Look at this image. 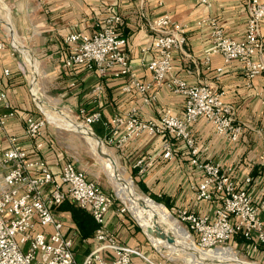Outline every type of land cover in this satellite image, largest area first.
<instances>
[{"label": "built area", "instance_id": "built-area-1", "mask_svg": "<svg viewBox=\"0 0 264 264\" xmlns=\"http://www.w3.org/2000/svg\"><path fill=\"white\" fill-rule=\"evenodd\" d=\"M207 7L212 0H201ZM246 34L243 39L227 35L217 17L210 16L198 24L207 22L211 26L212 43L205 49L204 63L208 65L211 56L219 54L223 66L216 69L222 73L226 66L241 64L247 85L251 86L258 75L264 77V37L261 25L264 23V1L247 0ZM122 16L109 13L97 23L95 30L72 31L64 37L71 52L63 61L65 68L82 66L97 70L100 77L91 88L92 101L100 105L104 95L102 77L114 69L115 77H127L122 89L131 92L136 89L142 97V105H151L158 100V90L166 87L184 97V110L174 114L170 108H161L157 118H142L139 106H131L123 113L110 118L111 129L120 131L117 146L127 141H137L141 136H163L159 152L149 157L141 171L157 158L172 160L176 156L173 139L184 143L190 165L201 177L188 182V190L196 206L207 202L209 211L199 213L194 208L180 206L177 219L186 224L193 235V242L204 250L236 246L241 253L250 255L255 262L264 264V197L255 196L252 187L255 178L249 172H237L234 164L225 166L215 159H202L201 150L190 126L198 118L214 124L218 134L228 140L237 141L244 128L236 121L234 109L224 99V91L208 82L189 83L182 77L171 75L173 51L186 42L189 24L181 22L170 14H161L150 25L158 35L155 41L142 51H155L153 58L142 57L140 65L151 73L150 81H142L130 56L123 49L126 38L120 33ZM6 48L0 37V54ZM9 68L0 73V137L8 141V147L0 154V264H77L75 239L67 235L62 220L57 216V207L66 199L87 209L99 228L92 237L84 238L91 249L81 264H138L140 257L145 264H168L153 258L139 248L120 242L114 232L106 227V216L114 204V196L72 161L61 166L56 176L50 165L41 158L30 157L20 142V137L10 134L7 120L15 114L4 85ZM260 102L264 109V95ZM100 115L99 110L91 113L84 105L79 116L90 125ZM47 117L29 115L25 119V137L40 139L49 123ZM42 141L37 142L39 148ZM264 168V151L258 158ZM120 205L119 213L127 211V205ZM45 227H51L45 230ZM243 247V248H241ZM157 252H161L155 246ZM162 257V255H160Z\"/></svg>", "mask_w": 264, "mask_h": 264}, {"label": "crops", "instance_id": "crops-1", "mask_svg": "<svg viewBox=\"0 0 264 264\" xmlns=\"http://www.w3.org/2000/svg\"><path fill=\"white\" fill-rule=\"evenodd\" d=\"M246 5L247 0H212L210 7L201 0H0V37L6 42V48L0 54V73L4 68L10 69V74L4 77V85L8 86V97L15 111L7 120L8 132L19 136L30 157L46 161L56 176H59L66 161H72L85 172L87 178L96 180L90 177L92 173L89 170L79 165L80 159L70 152V147L61 143L63 131L60 129L85 136L49 118V115L66 116L77 124L91 128L105 145L113 149L111 156L118 168H124L122 174L136 179L147 192L163 196L171 209L176 211L178 207L186 206L199 213L208 212L207 202L196 206L188 190V182L201 175L190 165L182 141L173 139L174 159L159 157L142 172L141 168L149 157L159 152L164 137L143 135L137 141L117 146L120 131L111 129L109 124L112 115L123 113L131 106H139L140 116L146 119L157 118L161 108H170L174 114L181 115L184 97L162 87L158 90L157 102L144 106L136 89L131 92L122 89L127 77H115L114 69H110L107 76L101 78L104 95L101 104L96 105L92 101L91 88L100 79L97 70L63 66L64 59L71 52L64 37L72 31L95 30L100 19L114 12L122 16L119 30L126 38L123 49L130 56L140 79L150 81L151 73L142 68L140 60L142 57L153 58L156 53L153 50L144 53L142 49L150 46L158 35L150 20L168 13L174 19L189 24L185 44L173 51L171 75L182 77L189 83L205 81L223 90L224 99L234 109L236 121L244 124L239 139L231 141L218 134L212 122L204 118L193 122L190 129L200 147L202 159L219 160L225 166L234 164L237 172L251 173L255 178L252 191L255 196L264 197V168L258 164V158L264 151V109L260 96L256 95V92L264 95V77L258 75L248 86L240 63L226 66L222 73H217L216 69L223 66L219 54L212 55L206 65L204 52L212 43L211 26L207 22L198 24L202 19L215 16L227 35L243 39L246 34ZM261 32L264 37V23ZM84 105L89 113L100 112L98 119L90 125H86L79 116V109ZM29 115L47 117L50 121L40 139L25 137V119ZM95 122H101V133L93 127ZM39 141L43 144L37 148ZM7 147V139L1 136L0 154ZM120 205L114 198L106 216L107 229L114 232L120 242L149 255L146 250L152 251L151 247L145 244L144 235H139L140 229L128 217L127 211H117ZM56 214L64 224V232L72 236L78 245L74 231L76 225L70 210L57 208ZM50 229L45 227V230ZM86 244L91 249V244ZM260 257L264 260V255ZM156 259H161V256ZM134 260L145 264L140 257Z\"/></svg>", "mask_w": 264, "mask_h": 264}, {"label": "bare ground", "instance_id": "bare-ground-1", "mask_svg": "<svg viewBox=\"0 0 264 264\" xmlns=\"http://www.w3.org/2000/svg\"><path fill=\"white\" fill-rule=\"evenodd\" d=\"M49 118L58 125L81 132L92 142L94 151L102 157L108 175L114 181L119 194L130 205L135 218L143 225L147 234L151 235L156 246L167 248L170 252L176 251V253L173 252L172 256L183 260L186 264H249L235 257H226L225 250L222 248H217L218 250L214 252L201 249L193 242L192 235L181 226L178 219L164 205L151 197L148 198L139 194L131 180L124 181L121 179L120 170L116 166L114 157L102 143L98 145V141L92 136V132L87 126H80L66 116L49 115ZM166 229L170 230L176 237V240H172L168 236L167 239L172 242L180 239L181 244L178 246L171 243L169 245L166 242L164 244L165 237L162 232H165Z\"/></svg>", "mask_w": 264, "mask_h": 264}, {"label": "rangeland", "instance_id": "rangeland-1", "mask_svg": "<svg viewBox=\"0 0 264 264\" xmlns=\"http://www.w3.org/2000/svg\"><path fill=\"white\" fill-rule=\"evenodd\" d=\"M73 117L74 116L72 115V118ZM78 121L80 123H82L80 119ZM101 126H102L101 122H95L93 124V127L95 128V130L98 133H101V129H102ZM89 129L91 130V128H89ZM60 131L61 132L63 131V133H61V135H60L61 143L65 144V145L67 144L70 147L69 148L70 152L73 153L74 155H76L80 159V162H79L80 164L79 165L82 168H85V169L89 170L92 173V174H90V177L95 178L96 181H98L105 190H107L109 193H111L115 197V201L116 202H119L120 204L125 205L124 202L126 203V201L121 197V195L119 194L118 189H117L114 181L111 180V178L109 177L108 172H107V167H106L102 157H100L99 154H97L94 151L92 142H90L87 138L83 137L79 133L74 132L72 130L69 131V130H65V129L61 128ZM102 144L106 147V149L108 150V152L110 154H111V152H113L112 148H110L107 145H105L106 143L105 144L102 143ZM122 169H124V168L119 167L120 174H121V179L124 180V181L131 180V182H132L134 188L136 189V191L139 194L147 197L148 194L145 193L142 190V188L138 184V181L136 179H132L129 175L128 176L131 179L127 178L126 176H124L122 174V172H123ZM155 201H157V200H155ZM157 202H159L162 205H164L177 218V214H176V211H174V209H171V208L167 207L161 201H157ZM127 204L128 203H126V205ZM126 213H127L128 217H130L132 219V221L135 223L136 228L138 230L140 229L141 233L139 235L140 236H141V234L144 235L145 244L151 247L152 251L150 249L146 250V251H148L149 255L151 254V256H153V258H157L158 255H162V257H161L162 261H166L168 264H186L183 260H181L179 258H176V257L174 258L172 256L174 251L170 252V250L167 249V248H161L160 249L161 252H157V250L155 248L156 245H155V243L153 241V238L151 237V235L147 234V231L145 230L143 225L138 221L137 218H135L136 216L132 212L129 204L127 205V212ZM179 223L181 224L182 227H184L186 229V231H188L192 235V238H193L194 234L191 231L188 230L186 224L184 222H182V221H179ZM162 233H164L163 235L165 237V239L163 240L164 244H165V242L168 243L169 245H170V243L174 244V245L176 244L175 246H178V244H181V240L180 239H177L176 242H172V241L167 239L168 235H167L166 231L162 232ZM241 248H243V247H241ZM89 249H90V246L87 245L86 243H83V244L78 243V245L75 246L77 264H81L82 263L84 255L89 251ZM222 249L225 250V256L226 257H232V258L235 257V258H237L239 260H242L240 258H244L243 260L249 261L251 263L255 262V259L253 257H251L250 255H245L244 253L242 254L241 251H239V249L236 246L234 247V250L231 249L230 247H224ZM215 250H218V249L215 248V249H211L209 251L214 252ZM174 253H176V251ZM174 255H176V254H174Z\"/></svg>", "mask_w": 264, "mask_h": 264}, {"label": "trees", "instance_id": "trees-1", "mask_svg": "<svg viewBox=\"0 0 264 264\" xmlns=\"http://www.w3.org/2000/svg\"><path fill=\"white\" fill-rule=\"evenodd\" d=\"M140 187H142V190L155 200L163 202L169 208L171 207L170 203L165 201L166 199L163 196L147 192L145 187L141 184ZM69 200L66 199L57 208L70 210L72 218L76 225V227L74 228L75 238L77 239L78 243L83 244L84 242L82 240L84 238L92 237L95 231L99 228V225L87 209L77 206L71 200Z\"/></svg>", "mask_w": 264, "mask_h": 264}, {"label": "water", "instance_id": "water-1", "mask_svg": "<svg viewBox=\"0 0 264 264\" xmlns=\"http://www.w3.org/2000/svg\"><path fill=\"white\" fill-rule=\"evenodd\" d=\"M78 125L81 126V124H78ZM90 131L92 132V136L98 141V145H99V143H100V144L103 143L102 140H101V138H100V137H99L94 131H92V130H90ZM147 197L149 198L150 196L147 195ZM166 231H167V235H168V237H169L170 239H172V240H176L175 235H174L170 230L166 229ZM151 241H152V240H151Z\"/></svg>", "mask_w": 264, "mask_h": 264}]
</instances>
